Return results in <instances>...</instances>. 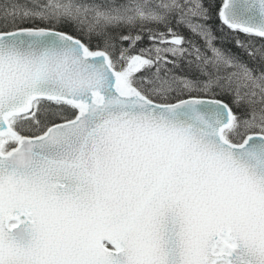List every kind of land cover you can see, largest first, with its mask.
Wrapping results in <instances>:
<instances>
[{"label": "snow or ice", "instance_id": "snow-or-ice-1", "mask_svg": "<svg viewBox=\"0 0 264 264\" xmlns=\"http://www.w3.org/2000/svg\"><path fill=\"white\" fill-rule=\"evenodd\" d=\"M0 264H264V0H0Z\"/></svg>", "mask_w": 264, "mask_h": 264}]
</instances>
